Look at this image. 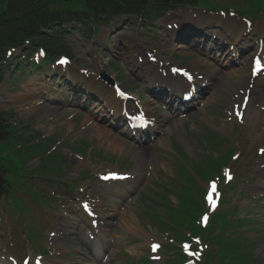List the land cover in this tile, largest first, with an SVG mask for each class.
Listing matches in <instances>:
<instances>
[{"label":"rangeland","instance_id":"374dc122","mask_svg":"<svg viewBox=\"0 0 264 264\" xmlns=\"http://www.w3.org/2000/svg\"><path fill=\"white\" fill-rule=\"evenodd\" d=\"M77 45L79 49L76 50V55H78L79 58L75 60V66H77L76 68L80 66L83 67V66L91 65V62H87L86 60L87 55L94 54V51H91L92 50L91 46H87L83 42L81 43V41ZM96 56H100V55L96 54ZM124 65L125 66L121 67L122 70H118L117 73L118 74L122 73L124 76H126L127 82L130 85H133V87L137 88L136 93L142 96V91H140L139 90L140 88L137 87L139 86L138 81L135 79V77H132V75L130 74L128 70L129 67H127L126 64ZM218 78L219 79L217 80L218 82L216 81V87L214 88V93H213L214 96L216 94V97L214 100L209 101L207 103V106L204 107V110H206V113H207L206 116L208 114H213V113H210L207 110V108L208 109L211 108L212 105L214 104H217V106L220 104L226 107L227 102H229V99L226 96L221 95L219 87H218L220 86V88H222L220 84H222L223 81H226V80H224V78H222L221 76H219ZM26 79H25V82L21 85L22 87L18 91V94L14 95L15 97H13V100L16 106L15 110L18 112V116H19L17 117L18 119L24 118L26 122H28L27 121L28 119H32L30 120V123H33L35 125V130H37V132H39L40 134L51 135L61 130L62 133L60 135L65 136V137H70L72 139V142H71L72 144L77 143L75 141L79 140L77 138L79 136H83L80 138V140L84 139L89 142H92L93 140L98 141L99 148H101L105 154L110 155L111 157L114 156L115 158V159L114 158L110 159L109 161L99 160L96 162L97 164L96 166L92 165L88 161L79 162V160H76L77 163L75 165L74 163H72L73 161L71 160L72 158H67V162L71 163L72 165V172H73V174H71L70 176L68 175L69 178H72V179L75 178L76 176L75 173H79L80 169H82V171L86 173H91L94 175L96 171L100 172L101 170H105V168L107 167L112 168V169H117L118 171L128 170L129 167H127L125 162L126 160H132L129 154L133 155V159H135L136 162L142 161L144 163H146V161H149L151 155H154V157L157 156L156 154L158 150L156 149L155 144H151L149 146L145 144L142 146H139L138 144H132V143H129L123 140V136L121 134H119L120 140L115 139L114 137H116L115 134L117 132H113V130L105 123H104L105 124L104 130H101V131H104L105 133L112 131L113 132V134L111 135L112 138L117 140L120 143L118 148H114L113 146L111 147L110 144H108L107 141L105 140V137H104V140H102V137L100 136V132L96 129L78 130L75 133V130H72V129L77 128V125H76V121L73 118L68 120V118L64 119L62 117L61 120L59 119L60 116H64V117L67 116L69 112H71L72 110L55 111L58 108L57 105H54L55 106L54 110L51 108L49 109L46 108L45 105L37 104V106L35 107L32 106L33 102H36V98H32V97L27 98L26 96L24 97L23 95V93H25L24 91L25 86L29 81L28 80L26 82ZM224 84H227L230 87L232 86L228 80ZM1 90L2 89H0V91ZM222 94L224 95V93ZM81 97H82V94L78 98H81ZM223 97H225L226 100L223 99ZM2 99L5 102H7L5 98H2ZM92 99H94L93 96H91V100ZM55 100H57V97L54 98V102H56ZM145 100L147 101L148 99H145ZM5 102L1 101L0 107H5L6 109H9L10 106L6 105ZM152 108L155 110L154 106ZM204 110L201 111V114H203ZM254 110H252V112ZM87 112L88 111L81 112V114L79 115L78 121H82V120L84 121L85 116H87V118H91L96 121V118L94 116H96L98 112H95V114L93 113L90 114ZM217 112L219 113V115L216 114L215 118L213 117L208 118L205 115H203L205 116L206 121L208 122L204 124H208L212 128H215L214 125L217 124L216 120L219 122V120L221 119L220 113H222L219 109ZM251 114L253 116V113ZM56 115H58V117H56ZM203 120L205 119L198 120L196 124H201ZM97 122L99 123V125L103 126V123L101 121H97ZM190 124L191 123L186 125L185 121H183V127L181 124H179L178 126L179 128L176 130L178 133L172 132L174 134L172 133L171 134H172V137L175 136V134H177V136H179V139L184 142L185 147L187 149L193 150L195 148L194 144L192 142L190 143V141L184 135V133L187 132L193 136V134L191 133L193 132V130L191 129L195 125L191 124V127H190ZM201 128L202 126L199 127V129ZM161 129H163V127H161ZM28 131L31 132L32 130L30 129ZM261 131L262 129L260 128L252 127L251 134L254 136V140H257L259 138L258 135L259 133H261ZM79 132L80 134H78ZM75 134L76 135L78 134L77 137L75 136ZM167 138H169V136H167ZM238 138H240L241 145L249 146L251 148L252 146V144L250 143L251 139H248V138L245 139L242 135L235 137V139H238ZM10 139H11V142L9 144L0 143V159L3 160L5 158L7 162L11 160L13 163V166H15V168H13L11 173L8 175L9 178H10V175H12V176H16L18 179H21L23 177V174H22L23 173V169H22L23 163L24 161L30 158L31 153L35 149L29 147V136H27L26 133L24 137L15 133L10 137ZM202 139H204V141L207 142L206 138L202 137ZM124 141L125 143H123ZM46 142H50V144L47 145ZM46 142L42 143V145L39 147V151L36 152L35 154H36V157H39V163L43 165L41 169L43 171H46L47 176L48 177L51 176V178L53 179L54 177H56L55 185L54 184H43L41 183L43 181L42 179L36 178V181L39 183V185H37V187L34 188L31 182H27L28 177L31 178L32 176L25 175L24 181H16V180L11 181L12 190L9 194L10 198H13L14 195L16 197H21L22 194L27 191L28 193H31V195L37 199L38 204H40L41 206L47 205V203H49L50 201V196H49L50 191L56 188V185H59L57 184L58 179L65 180L64 175L66 172L69 171V167H66V164L63 163L62 154L60 152H55L51 156L41 154L44 151H50L51 148L57 147V143H61L62 140H60L59 135H57V136H54L52 139L47 140ZM134 145H136L137 147H135ZM64 146L68 148L69 150L78 151L84 156L91 158L90 151L85 148L86 145L83 142L80 143L79 141L78 144L75 146L69 145L68 142H65ZM200 146H201V151L197 153V156L195 157L194 162L199 163V165H203V166H205L206 163L208 164L212 163L214 161L213 156L217 155L216 151H213L211 146H204L203 144H201ZM148 155L149 157H147ZM31 161L33 160L31 159ZM4 162L6 163V161ZM159 163H161V161H159ZM234 166L239 170H243L242 164H235ZM91 167L93 171L91 170ZM170 169L172 170L171 166L167 167V171L168 170L171 171ZM179 170L180 168H178V171ZM253 176L254 175L251 174L249 178ZM53 179H52V182H54ZM244 180L243 178L240 179L241 183L236 188L237 191L242 192L244 196L243 197L241 196L238 199L234 197V200L232 201L233 204L234 203L237 204L238 208L241 209L238 214V217L244 218L247 216V213L243 211L245 208L255 207L256 209L254 213L255 223L252 226L264 225V202L263 203H260V202L252 203V201H250L251 196L255 195L254 189L261 188L259 187L261 180L259 179L258 182L255 181L252 183H251L252 180L249 181L248 183H245ZM242 181H243V184H242ZM68 185L70 187L77 186V184L75 185V182H70ZM143 185H145L146 189L148 188L149 185L156 186V184H154L153 182L150 183L148 180L146 181V183H143ZM168 186L176 187L174 182H171ZM60 188L63 189V187L61 186ZM141 189H143V187H136L132 193L134 192L138 193V191ZM150 192L152 196L153 192L151 190ZM157 192H158L157 194L158 198L162 199V196H161V194H163L162 190L160 191L158 190ZM109 194L110 193L107 192V196H109ZM149 199L153 201V199L150 197L148 198L143 197L139 202L140 207L142 209V214L140 215V219L142 222H144L145 220L144 218L145 213L151 214V211L153 209L154 210L158 209L155 203L154 204L150 203ZM173 199L176 201L175 198ZM173 199L171 198V201H173L174 206H176V203L174 202ZM19 203H20V207L18 208L19 211L17 210L12 211L11 207L7 206L6 211H4L3 215L0 214V220H4L6 224H8V226H11L13 224L14 229H15L14 234H13V239L16 242L15 246L21 247L20 252H23V254H26V252H29V251L44 253L45 251L44 236H43L44 231L42 228V224H39L36 221V219L33 218V216H35V212L33 211L32 207H26L24 202L22 201L18 202L17 204L18 206H19ZM72 204L73 202L70 199H67L66 204H64V206L66 207L65 209L68 210L69 212L70 211L74 212L77 209V203L73 206ZM184 204H185V200H184ZM172 205L173 204L169 202L168 203L169 209L167 207L164 208L163 210L158 209V212H160L164 217L173 219V222L179 225L182 221L181 214L177 212L176 208L173 207ZM184 208L185 206L182 207V209ZM258 208L263 209V211H259ZM21 210H24V211L22 212ZM109 212H110V207L106 203L105 213L110 214ZM75 217H78V214ZM32 219L35 221V223ZM26 221L29 222L27 231L22 229V227L24 228L23 223ZM3 225L4 223L0 221V227ZM244 226H245V223L243 221L237 222L236 220L232 221L230 224L224 221L222 222V224L220 223L217 225L218 236L213 240L214 244H217V245L213 253H211V257L215 256L214 258L217 259L214 262V264H222L224 261L227 264H264V254H263L264 253V226L260 228L254 227V232L252 231V229H250L249 237H244L243 232H242L243 230L242 231L238 230V227H244ZM114 229L116 230L118 229V227H115ZM245 235L247 236L249 234L245 233ZM137 246H138L137 249L141 248L140 250L142 251L147 250L146 243L145 244L139 243L137 244ZM218 247H220L219 250H218ZM139 262L140 261L133 262V263L128 262V263L138 264ZM142 264H151V263L148 262V263H142ZM168 264H176V262H172Z\"/></svg>","mask_w":264,"mask_h":264},{"label":"trees","instance_id":"16d2710c","mask_svg":"<svg viewBox=\"0 0 264 264\" xmlns=\"http://www.w3.org/2000/svg\"><path fill=\"white\" fill-rule=\"evenodd\" d=\"M8 5V11L3 12L0 15V23L3 22L4 18L9 15V12L16 10L17 8H12L13 0ZM23 3V7L19 8L21 13H24L25 18H19L18 22L22 23L29 33L39 32L42 26H47L52 22L62 21L68 22L72 19L79 20L81 22H88V16L90 14L97 15L101 9L104 8L106 11H118L124 8H134L138 0H87L88 5L86 12H73L72 10H67L61 8L58 10L52 9L50 6L54 0H19ZM58 3L63 5V2L57 0ZM170 1V0H169ZM91 10V11H89ZM5 14V15H4ZM46 38H44L45 40ZM50 42V40L47 39ZM1 44V40H0ZM9 130L6 126L5 121L0 117V141H5L9 137ZM2 163L0 162V167Z\"/></svg>","mask_w":264,"mask_h":264},{"label":"bare ground","instance_id":"6f19581e","mask_svg":"<svg viewBox=\"0 0 264 264\" xmlns=\"http://www.w3.org/2000/svg\"><path fill=\"white\" fill-rule=\"evenodd\" d=\"M241 28V25H238L235 27L236 30H239ZM223 76L229 80H231L233 83L236 84H245L246 82H249V77H250V72H249V67H241L239 69H235L231 72L229 71H225L223 73ZM260 81H263L264 78H259ZM104 93V91H103ZM259 102L261 104L264 105V88L262 91H260V95H259ZM262 123V122H261ZM262 125H264L262 123ZM93 128H97L98 125H92ZM117 143V142H116ZM119 147L118 145H115L114 148ZM121 222H122V227H124L125 231H133L136 229L135 224L133 223V221L130 219V217L126 216L125 213L122 214L121 216ZM0 264H8L7 262H0Z\"/></svg>","mask_w":264,"mask_h":264},{"label":"snow or ice","instance_id":"6c2138e0","mask_svg":"<svg viewBox=\"0 0 264 264\" xmlns=\"http://www.w3.org/2000/svg\"><path fill=\"white\" fill-rule=\"evenodd\" d=\"M9 55H11V53H9ZM65 62H66V60H64V59H61L60 61H58V63H65ZM261 151L264 152V149H262ZM228 178L231 179V176L229 175ZM215 189H216V185H215V182L213 181L210 185V190H209V193L207 196V199H208V201L212 207H215V204H216V201L213 199V193L215 192ZM84 208H85V210L88 209L87 203L84 204ZM207 219H208L207 214H205L203 217V221L206 222ZM153 247L155 248L157 246L154 245ZM37 264H39V260H37Z\"/></svg>","mask_w":264,"mask_h":264}]
</instances>
